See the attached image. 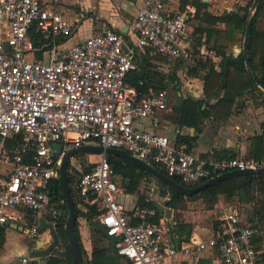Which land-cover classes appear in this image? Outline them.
<instances>
[{
  "label": "built area",
  "instance_id": "built-area-1",
  "mask_svg": "<svg viewBox=\"0 0 264 264\" xmlns=\"http://www.w3.org/2000/svg\"><path fill=\"white\" fill-rule=\"evenodd\" d=\"M173 1L142 0L133 36L104 29L62 51L55 39L71 35L76 21L56 10L58 0H0L1 226H23L31 241L43 242L35 248H45L51 234L39 225L51 208L52 182L59 179L63 155L82 145L123 149L187 186L234 169L262 167L252 157L195 155L185 143L172 144L141 126L171 109L172 101L164 89L141 92L130 75L143 59L194 57L186 28L196 6L172 9ZM30 32L44 41L40 48ZM55 143L62 144L60 154L53 151ZM68 174L76 207L83 212L95 207L106 236L115 238V252L129 264H162L180 252L204 251L216 253L223 264H264V244L256 242L260 228L244 222L237 207L216 214L209 236L190 237L178 249L165 222H151L154 210L134 207L128 216L120 200L123 186L105 154ZM57 214L51 212L54 225ZM18 264L47 261L26 253Z\"/></svg>",
  "mask_w": 264,
  "mask_h": 264
},
{
  "label": "crops",
  "instance_id": "crops-1",
  "mask_svg": "<svg viewBox=\"0 0 264 264\" xmlns=\"http://www.w3.org/2000/svg\"><path fill=\"white\" fill-rule=\"evenodd\" d=\"M248 1L249 0H174L171 3L170 6L172 9L181 8L187 3H192L197 9L196 16L188 23L186 28L187 34L194 40L192 46L194 57L191 60L181 59L171 61L174 62L172 65L173 73L175 76L176 73H178L179 76H184L182 78L185 79L186 85L182 86V88H187L188 91L186 94H183L181 89L177 101L172 102L171 109L159 111L154 118L143 121L141 126L167 136L172 144L178 143L177 141L180 138H187L185 144L189 147L191 152L198 156H211L216 158L252 157L264 166V94L254 86L247 88L242 94L236 96L228 116L216 117L213 112H210L207 117L200 120L197 126H181L177 121L178 108L182 98L192 97L201 99L204 97V77L207 70L205 68H199L196 76H191L189 73V70L196 65V61L198 59L203 61L210 59L214 63L215 69L221 71L220 63L223 53L226 55H233L234 57L242 53V51L239 52V50L242 49L243 46L245 31L241 40H237L236 36L230 37L227 31V23L225 21H214L213 17L231 12L241 15L243 14L242 9L247 6ZM253 1L248 7V14ZM141 7L142 0H58L55 7L56 10L65 18L76 21V28L69 36H58L55 39L56 43L59 49L63 51L83 41L95 31H102L104 29L122 32L127 37L130 35L133 36L132 29ZM83 24L87 25L88 30L84 34V37L78 38L79 28L81 30ZM255 29L259 33H264V5L260 7L259 15L255 22ZM236 52L239 53L236 55ZM148 61L155 67L159 63L158 61L163 65H166L165 61L170 62L162 57H151ZM171 80L169 75H166L165 79L162 80V84L165 87L164 90L167 88L165 83ZM174 85L176 89L180 88L179 81L174 82ZM259 87L264 91L260 85ZM224 92L225 90H221L219 96L211 98L209 103L212 105L215 104L218 97H222ZM203 107H205V105ZM154 121L157 122L156 126L153 125ZM89 158L90 161H97L100 158V153L90 155ZM134 169L138 171L137 167ZM116 180L123 186L120 200L123 205L124 203L127 204L126 206L124 205L127 212H131L134 207H140L142 201L152 202V204L154 201H157L163 204L165 208L169 207L168 202L170 200V194L167 193L168 191L164 190L163 183L161 185V181L159 182L157 178L144 175L137 184L136 189L132 192H128L127 190L132 184L131 178L116 174ZM138 189L140 190L139 193L137 192ZM162 189L166 194L162 193ZM247 197V202H243L238 191L228 201L221 196H217V198L213 200H210L212 196L195 199L185 198L177 203L176 208L169 207L172 210L171 223H169L164 216H160L155 207L150 210L155 211L153 217L158 216L159 221H164L168 226V236L179 249L182 243L187 241L190 237L209 236L212 233L215 216L217 213L221 212L223 208L229 206L237 207L244 222L257 225L260 228V234L256 237V242L261 245L264 244V222L257 221L256 207L258 206L257 201L264 197V192L255 187L252 189L251 195L249 196L247 194ZM166 198L168 201L164 203ZM53 210L51 207L49 211L43 212L42 215L46 221L51 222L53 219L51 216ZM131 215L128 214L129 217H131ZM77 221L80 240L84 249L82 264H91L93 251L102 249L106 253L105 256L107 257V261L111 264H129L126 259L117 255L115 249L111 246V239L109 237L103 236L101 240L95 241L96 228L98 225L94 224V221H88L84 217H78ZM178 223L184 224V226L178 227ZM4 227V243L2 247H0V254L3 251H7V254L0 256V260H6L9 255L10 257L14 255L16 257L14 264H18L19 257L26 254L30 250V245L34 242L28 238L25 227L24 231L11 227V224L5 225ZM15 230L23 234L25 239L23 243L13 242V231ZM48 230L49 229H45L43 232L47 233ZM36 246L39 247V245ZM52 253L49 256H51ZM49 256L43 258L47 261ZM94 260H97L96 256ZM162 264L223 263L216 253L204 251L194 256L180 252L172 257H168Z\"/></svg>",
  "mask_w": 264,
  "mask_h": 264
},
{
  "label": "trees",
  "instance_id": "trees-1",
  "mask_svg": "<svg viewBox=\"0 0 264 264\" xmlns=\"http://www.w3.org/2000/svg\"><path fill=\"white\" fill-rule=\"evenodd\" d=\"M252 1L253 0L248 1L247 6L242 9L243 14L241 15L239 13L231 12L225 15L213 17V20L225 21L228 25V35L230 37L236 36L237 40H241L248 20V7L251 5ZM262 5H264V0H260L256 12L253 16L248 53L252 73L258 85H260L264 89V33H259L255 29L256 18L259 15V10ZM30 35L34 42V45L37 48H40L43 45L44 41H41L39 36L37 34H34V32H30ZM45 48H47V46ZM41 53L42 49L37 51L38 55H41ZM214 66V63L210 59L206 61L198 59L196 61V65L189 70L191 76H196L198 74L199 68H205L207 70L204 77V97L201 99H195L192 97L182 98V101L178 108L177 118L178 124H180L181 126H197L200 120L204 117H207L210 112H213L216 117L228 116L236 96L242 94V92H244V90H246L247 88L253 86L252 81L247 74L245 58L242 53L237 57H234L233 55H226L225 53H223L220 63L221 71H217ZM169 77L172 78V81L174 82L179 81L178 78L173 74ZM163 79H165V76L156 71V67L152 63H150L148 59H143V61L140 62L139 70L133 72L130 75L129 82L135 84L141 92L147 93L150 90L164 89L165 87L162 84ZM139 81H142L141 85L138 83ZM221 90H225L224 95L222 97H218V100L215 104H210L209 100L211 98L219 96V92ZM204 105L205 107H203ZM177 142L186 143L187 138H180ZM106 158L116 174L131 178L132 184L127 189L128 192H132L136 189L137 184L140 182L144 175L151 176L146 172L136 171L134 169L136 166L122 157L114 154H106ZM156 168L164 172L159 167ZM206 180L207 179H203L195 185H198ZM69 182H72L71 176H69ZM160 183L162 185V182ZM255 187H257L258 190L264 192V173L232 176L189 196L172 190L170 192H167L170 194L168 206L176 208L177 203L184 200L185 198L195 199L199 197L208 198L209 196H212L210 200H213L217 198V196H221L228 201L234 194L240 191V189H244L250 196L252 189H254ZM161 191L163 194H166L163 189ZM257 203V221L264 222V197L258 200ZM52 204L56 205L54 207L58 213L55 218V227L60 240L58 246H63L64 251L60 256H49L47 258V264H71L72 255L69 249L65 231V222L68 216V208L59 179H56L54 182H52L51 205ZM140 207L147 209L154 208L152 202L143 201ZM127 214L131 215V212H127ZM97 215L98 211H96L94 206H89V209L86 212L80 211L76 207L75 230L81 246L82 254L84 253V249L80 240L77 218L84 217L88 221H94L95 223H97ZM131 222L136 223L137 221L136 219H132ZM151 222L158 223L159 217H152ZM177 226L183 227L184 224L178 223ZM96 230L101 233L102 236L106 237L103 228L98 226ZM4 232L5 227L0 225V247H2L4 243ZM105 255L106 253L103 249L93 251V259L91 261V264H111L107 261V257ZM95 256L97 257L96 261L94 260Z\"/></svg>",
  "mask_w": 264,
  "mask_h": 264
},
{
  "label": "water",
  "instance_id": "water-1",
  "mask_svg": "<svg viewBox=\"0 0 264 264\" xmlns=\"http://www.w3.org/2000/svg\"><path fill=\"white\" fill-rule=\"evenodd\" d=\"M260 0H254L252 7L249 11L248 14V20L245 28V34H244V40H243V46L242 49L239 50V52L242 51L243 56L245 58V64L246 68L249 74V77L253 83V86L258 89L261 93L264 94V91L260 89L253 73L250 67V60H249V53H248V46H249V38H250V33L252 29V20H253V15L255 12V9L258 5ZM4 46L6 49H8V43L5 42ZM236 52V55L239 53ZM62 149V144L61 143H55L53 145V151L56 154H60ZM79 152H97L100 154H114L119 157H122L131 163H133L137 168L138 172H146L149 175L157 178L159 181L163 183V188L165 191H177L179 193H182L184 195H193L195 193H198L199 191L214 185L216 183H219L225 179H228L232 176L236 175H242V174H257V173H264V166L259 167L257 169H252V168H246V169H234L231 171H227L224 173H221L219 175H216L214 177H211L207 179L206 181L196 185V186H187L181 184L179 181L176 179H173L166 175L164 172L160 171L158 168L155 166H152L137 157L129 154L127 151L119 148H104L99 145H82L73 149L68 150L64 155L63 159L60 165V173H59V182L62 188V191L64 193L66 203H67V208H68V216L65 222V231H66V236H67V241L69 244V249L72 255V260L71 264H82L83 263V254L81 250L80 243L78 241L77 235H76V204L74 200V196L72 195L71 191V186L69 182V174H68V168H69V162L71 157L76 155ZM137 192L139 193L140 190L138 189ZM241 199L243 202H247L248 197L247 193L244 189H240L239 191ZM168 199L166 198L164 203H167ZM154 207L157 209L158 213L160 216H164L165 219L171 223V208H165L163 204L154 201L153 202ZM98 225L101 228H104L103 224L97 222L94 223ZM11 227L17 228L20 231H24V227L17 225V224H11ZM45 229H49L50 234H51V242L45 247V248H40L37 249L35 248L36 245L43 246L42 241H38L37 243H32L30 245V250L27 252L30 256L33 257H47L49 256L52 251L58 246L60 240L58 233L56 231V227L52 222L46 221L45 218L41 217L40 218V225H39V230L44 231ZM111 239V246L113 249H115V238L114 236H108Z\"/></svg>",
  "mask_w": 264,
  "mask_h": 264
},
{
  "label": "rangeland",
  "instance_id": "rangeland-1",
  "mask_svg": "<svg viewBox=\"0 0 264 264\" xmlns=\"http://www.w3.org/2000/svg\"><path fill=\"white\" fill-rule=\"evenodd\" d=\"M87 25H82L81 26V30H80V28H79V35H78V38H82V37H84V34L87 32ZM157 60V59H156ZM157 62V61H156ZM159 63L156 65V71H158L159 73H161V74H163L164 76H166V75H175L174 73H173V63L174 62H168V61H165V63H166V65H163V64H160V61H158ZM169 65V66H168ZM169 69V70H168ZM165 70H167V71H165ZM176 76L178 77V79H179V87L180 88H175L174 86V82L171 80V81H167L166 83H165V85H166V91H167V93L169 94V96H170V98H171V100H172V102H175V101H177V98H178V95H179V92H180V90L182 91V93L184 94H186L187 93V88L185 89V88H182V86H185L186 85V82H185V79H183L182 77H184V76H179V74L178 73H176ZM170 79H172V78H170ZM179 89V90H178ZM96 154H99V153H97V152H79V153H77L76 155H74L73 157H71V159H70V162H69V168H68V170H72V171H75V170H77V169H82V167H83V165H85L86 163H93V162H95L96 160H94V161H90V155H96ZM179 182H181L180 180H178ZM181 183H183V182H181ZM184 184V183H183ZM73 196H74V199L75 198H77L76 196H75V194L73 193ZM124 201V200H123ZM124 205L126 206L127 204L126 203H124ZM54 206H56L55 204H52L51 205V207H52V210L55 208ZM14 232V241L13 242H17V243H23L24 242V236H23V234L20 232V231H17V230H15V231H13ZM103 236H102V234L101 233H99L97 230H96V236H95V241H98V240H101V238H102ZM11 249V248H10ZM63 251H64V247L63 246H58L55 250H54V252L52 253V255H55V256H60L61 255V253H63ZM3 254H7V251H3L1 254H0V256H2ZM13 257H10V255L7 257V259L6 260H0V264H14L15 263V260H16V257L14 256V255H12Z\"/></svg>",
  "mask_w": 264,
  "mask_h": 264
}]
</instances>
